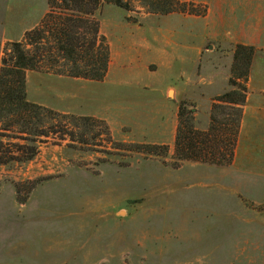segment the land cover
Instances as JSON below:
<instances>
[{"label":"rangeland","instance_id":"374dc122","mask_svg":"<svg viewBox=\"0 0 264 264\" xmlns=\"http://www.w3.org/2000/svg\"><path fill=\"white\" fill-rule=\"evenodd\" d=\"M178 1L195 3L198 11L207 7V19L153 15L141 22L151 10L139 1H132V11L103 4L95 17L120 56L110 79L107 83L77 81L67 90L60 85V99L50 94L39 97L71 112L58 113L110 122L111 140L103 127L75 128L69 120H63L64 129L48 138L21 134L19 126L6 130L0 124V140L11 157H21L18 147L39 150L28 163L0 168V204L7 207L0 211V264H171L169 257L175 251L186 246L201 249L202 237L217 235L203 226L206 221L231 212L242 220L257 219V233L264 235V214L255 217V212L237 208L240 201L230 191L233 181L227 168L174 159L179 107L166 97L167 86L180 84L183 75L185 80L203 79L206 88L209 73L197 76L193 53L181 51L185 62L179 58L156 73L142 70L159 28H201L224 53L235 44H250L243 7L237 0ZM46 10L47 0H0V36L6 31L20 39L25 30L40 24ZM13 42L17 41L3 42L2 58ZM125 54L134 60L123 61ZM215 56L205 55L203 64ZM233 64L232 54L230 76ZM124 77L132 79L129 85H119L130 92L126 102L130 109L123 115L113 108L108 93L113 79ZM169 96L173 97L172 91ZM198 104L196 127L203 128L209 121L206 98L199 97ZM41 119L39 132L46 131L50 122L44 114ZM153 128L160 130L153 132ZM119 143L167 145L169 153L151 156ZM239 198L251 207L258 205L259 212L264 209V195ZM189 238L193 240L187 244Z\"/></svg>","mask_w":264,"mask_h":264},{"label":"trees","instance_id":"16d2710c","mask_svg":"<svg viewBox=\"0 0 264 264\" xmlns=\"http://www.w3.org/2000/svg\"><path fill=\"white\" fill-rule=\"evenodd\" d=\"M134 0H47L48 13L35 28L27 31L22 40L10 44L2 58L0 70V124L6 130L19 126L21 134H40L48 138L64 129L63 120L79 128L103 127V133L111 140L112 132L105 120L95 117H76L61 114L27 98V72H47L57 76L103 82L111 62V48L101 33L95 14L103 4L114 5L132 11ZM143 3L154 15L183 14L206 17L208 8L198 11L192 2L178 0H136ZM255 48L237 45L234 49L229 89L215 97L207 130L196 127V106L182 101L179 104L178 126L175 138L174 159L219 168L233 165L238 145L244 107L247 102L248 84ZM42 114L50 122L46 131L39 132L43 124ZM70 136L75 137L73 132ZM83 138V137H82ZM83 142H85L83 140ZM117 144V143H115ZM131 151L151 156L165 157L167 145H135L119 143ZM134 148V149H133ZM21 157H11L0 140V166L12 162L28 163L39 153L37 147H18Z\"/></svg>","mask_w":264,"mask_h":264},{"label":"crops","instance_id":"0c3cea01","mask_svg":"<svg viewBox=\"0 0 264 264\" xmlns=\"http://www.w3.org/2000/svg\"><path fill=\"white\" fill-rule=\"evenodd\" d=\"M237 1L243 7L241 15H244L245 21L248 23L246 25L248 29L247 36H249L250 39V44L241 43V45L254 47L255 55L251 66L247 102L244 107L235 159L233 165L227 168V170L229 171L228 175L231 176L233 181V188L230 189V191L232 195L236 196L240 201L237 208H244L246 211L255 212L254 215L256 217L258 213L264 214V209L262 212H259L258 205L251 207L247 203L241 201L239 196L264 195V0ZM47 12L48 10H46L45 15ZM153 15L154 14H148L144 16L141 22L145 19H149V17ZM173 15H181L193 21L207 19L208 16L207 14L206 17H197L177 13L166 16ZM38 23L39 22L35 23V26L31 29L35 28ZM27 31L29 30H25L24 33H22V37L17 40L13 39L8 35V32L4 31L2 36H0V48L5 41H20ZM154 32L155 46L153 49H148L147 54L150 58L142 66L144 72L156 73L160 67H170L173 61H178L179 58L182 62H185L186 57L179 54L181 51V53L184 54L188 52L193 53L194 58L192 64L197 67V76L201 75L203 71L209 73V82L206 88L203 86V79L200 81L190 78L185 80L182 75V82L180 84L167 86L166 93V97L174 99L178 107L182 101L194 104L197 110L196 116H198L200 107L198 104L199 97L206 98L209 121L206 127L198 129L207 130L210 125V112L215 97L229 90L232 50L240 43L235 44L224 53L220 51L221 47L216 45L210 37L206 36V31L201 28H187L185 30H163L159 28V30ZM110 48L111 62L103 83H107L108 79H110L112 66L114 62L120 58L118 53H114L111 45ZM210 54L217 56H215L214 59L206 61L204 65L203 60L205 55ZM122 57V60L125 62L126 60H134L130 54H125ZM1 60L2 50L0 49V70L2 66ZM181 73L185 74V71ZM131 79L132 78L127 77L117 78L116 80L113 79L112 87H110L111 91L108 93V99L114 103L113 108L123 115L130 109V104L126 103L129 99L130 92L126 93L124 88L119 87V85L122 83L129 85ZM83 80L84 79L29 71L27 72V98L29 102L42 105L57 112L71 113L68 110H62L49 104L47 100L42 101L39 97L50 94L52 97L60 99L62 96L60 85L65 88L67 85ZM116 81H119L118 84ZM171 91L173 92V97L169 96ZM176 110L177 120L175 122L174 141L178 126L179 108H176ZM109 125L111 126L110 122ZM158 130H160V128H153L151 131L158 132ZM154 144L157 143L154 142ZM158 144L164 143L161 142ZM1 167L2 166H0V168ZM3 167H5V165ZM6 208V205L0 204V211H4ZM224 208L234 210L233 208L235 207L225 206ZM214 217L215 218L206 221L203 226H208L210 232L214 230L217 235L202 237L200 240L202 241L201 249L194 248L193 246H186L179 249L178 252L175 251V253L169 257L171 264H264V235H258L257 233V219L242 220L233 212L229 213V215L220 214ZM185 240H187L186 243L189 244L193 239L189 238Z\"/></svg>","mask_w":264,"mask_h":264}]
</instances>
